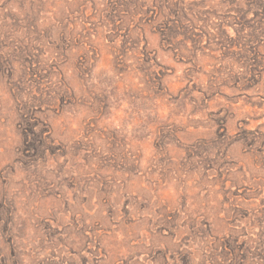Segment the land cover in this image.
<instances>
[{"label": "rangeland", "instance_id": "374dc122", "mask_svg": "<svg viewBox=\"0 0 264 264\" xmlns=\"http://www.w3.org/2000/svg\"><path fill=\"white\" fill-rule=\"evenodd\" d=\"M0 264H264V0H0Z\"/></svg>", "mask_w": 264, "mask_h": 264}]
</instances>
